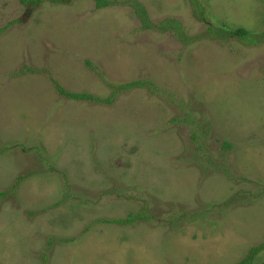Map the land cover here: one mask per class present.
<instances>
[{"label":"rangeland","instance_id":"1","mask_svg":"<svg viewBox=\"0 0 264 264\" xmlns=\"http://www.w3.org/2000/svg\"><path fill=\"white\" fill-rule=\"evenodd\" d=\"M138 1L181 40L128 0H0V264H238L264 243V0Z\"/></svg>","mask_w":264,"mask_h":264},{"label":"trees","instance_id":"2","mask_svg":"<svg viewBox=\"0 0 264 264\" xmlns=\"http://www.w3.org/2000/svg\"><path fill=\"white\" fill-rule=\"evenodd\" d=\"M73 0H19V2L22 5L25 6H37L42 2H51L53 4H65L72 2ZM96 3V7L98 9H102L105 7H108L111 5V0H93ZM194 2V5L197 6L198 10L200 12H204L205 8L202 6V4L198 0H191ZM129 6L133 9L134 14L138 18L141 24V28L143 30H160L162 32H171L172 34H176L178 38L181 40V38L184 36V30L182 27V24L177 19L168 18L160 23H155L151 20L149 17L148 11L144 5L138 0H128ZM197 10V11H198ZM225 33H229L231 35H235L239 38H247L250 37L252 34H250L248 31L242 28H238L235 30H229L225 28ZM147 86L148 84L146 82L142 81H135L132 83H129L127 85H122L119 87V90H122L123 88H131L134 86ZM59 88V92L63 95H66L68 98L73 100H93V97L91 95L85 94V93H68L64 89ZM107 100V99H106ZM225 148H231L230 144L228 142L224 143ZM21 181V177L19 179ZM19 181V183H20ZM18 183V184H19ZM144 219L143 214H138L137 216L127 217V219H102L101 222L108 223V224H120V225H129L133 222H136L137 220ZM53 241V240H52ZM264 250V243L260 244L259 246L251 249L249 251V254L246 258H244L242 261H240L238 264H251L253 262V258L260 252Z\"/></svg>","mask_w":264,"mask_h":264}]
</instances>
